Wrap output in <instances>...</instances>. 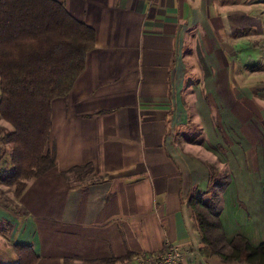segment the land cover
I'll use <instances>...</instances> for the list:
<instances>
[{
    "label": "crops",
    "instance_id": "1",
    "mask_svg": "<svg viewBox=\"0 0 264 264\" xmlns=\"http://www.w3.org/2000/svg\"><path fill=\"white\" fill-rule=\"evenodd\" d=\"M58 1L94 30V47L68 94L51 102L46 147L53 149L54 166L27 180L19 196H8V207L0 205V224L12 225L6 236L0 234L3 249L7 242L9 249L30 243L38 257L34 264H74L153 253L168 242L183 252L180 264H238L198 254L201 243L186 200L205 188L208 164L199 163L193 143L176 133L194 110L204 129L201 138L218 151L225 147L224 157L237 163L233 156L242 149L234 144L240 139L216 136L213 109L222 105L204 99L199 104L194 90L193 109L179 92L181 59L185 35L192 31L206 34L200 45L208 50L206 60L195 53L200 65L223 59L217 32L233 24V12L252 15L247 10L253 2L246 0V7L236 0ZM230 29L238 36L236 27ZM204 90L214 96L225 89ZM227 109L223 117L238 127ZM84 165H91L90 175L73 170ZM251 176L236 174L234 193L225 188L219 220L226 238L238 234L256 246L264 241V183L255 187ZM254 191L262 201L253 199Z\"/></svg>",
    "mask_w": 264,
    "mask_h": 264
},
{
    "label": "trees",
    "instance_id": "2",
    "mask_svg": "<svg viewBox=\"0 0 264 264\" xmlns=\"http://www.w3.org/2000/svg\"><path fill=\"white\" fill-rule=\"evenodd\" d=\"M94 41V30L71 16L61 1L0 0V119L10 125V129L0 127V143L8 147V169L0 167V184L12 187V196H19L27 180L54 166L53 149L46 147L51 102L68 94ZM192 130L183 133L185 141L208 147ZM212 166H207L205 188L186 200L201 243L199 254L225 263L264 264V241L253 246L238 234L225 237L219 215L222 193L230 179L226 171L217 173ZM73 170L90 175L91 165ZM95 180L100 179L92 181ZM2 199L11 204L9 197L2 194ZM5 202L0 201V205L7 207ZM14 208L17 214L23 213ZM12 250L13 264L37 261L30 243L13 244ZM133 256L134 253L126 252L119 257L83 262L124 264ZM68 260L63 259V263Z\"/></svg>",
    "mask_w": 264,
    "mask_h": 264
},
{
    "label": "rangeland",
    "instance_id": "3",
    "mask_svg": "<svg viewBox=\"0 0 264 264\" xmlns=\"http://www.w3.org/2000/svg\"><path fill=\"white\" fill-rule=\"evenodd\" d=\"M245 1L246 0H236L235 2H241V5L245 3L247 7ZM251 1L253 3L248 4L249 8L247 11H250V13L252 12V15H247L245 11L241 9L240 13L233 12L232 16L228 17L233 24L230 26L224 24L225 27L223 32H217L218 38L223 42L220 48L224 52L223 59L218 57L215 65L207 61L206 64L203 62L200 65L197 61L198 58L196 59L195 53L201 52L204 57L205 51L207 54V48L200 47L201 39H205L206 34L199 35L196 34L195 31H192L190 34L186 33L184 38L185 47L182 51L183 55L181 54V61L185 68V76H183L184 89L181 86L179 92H185L184 95L188 97V105L189 107L192 106L193 109H195V96H192L191 93H193L194 90H197L199 104H205L206 102L204 100H206L210 104L222 105L220 108L216 106L217 108L213 109V115H217L218 118V122L215 126V131L217 132L216 136H223V138L229 142L227 137L233 135L232 137L235 136V138H239L241 141L239 144H234V147L242 149V151L245 150V152L238 150L237 156H233L235 159L238 158L236 161L237 163L230 164V161L228 162L229 158L226 159V157H224V154L227 153H224L225 147L220 145L219 149H221L218 151L206 145L193 143V155L202 160L199 163L203 166L205 163L206 165H213L212 167H214L217 173L219 171H226L229 174L230 182L227 185L228 187H226L228 190L233 191V193L235 186L239 182L236 174L240 172L244 171L246 174L249 172L250 175H252L250 179L253 180L255 187L262 185L264 181V0ZM231 26H234V28L236 27L240 32L238 33L237 31L238 36L233 34V31L230 29ZM195 44H197V47H195ZM220 61L223 63L220 64ZM206 68L210 70L208 71ZM215 70L217 71L216 73ZM217 73L221 75V79L218 78L216 81ZM208 87L213 90H225L223 93H217L214 96L209 94V96L204 94L205 90L203 92V89ZM227 107H231L230 113L234 118V123L236 121L238 122V127L226 121V116L223 117L225 114L224 110H228ZM230 113L226 112V114ZM209 118L211 121L215 119V117ZM187 122L186 127L184 129L181 128L179 132L176 133L177 137L183 140V133H188V130L191 129L194 130L192 131L197 138H201L204 135V129L201 128L200 119L194 110ZM0 127L10 129V125L1 119ZM212 132V130H210V132L208 131V133L206 132L208 139L211 138L210 134ZM211 143H213V139H211ZM213 145L215 146V144ZM7 150V145L0 143V167L6 166V169H8V162L5 161ZM180 150L182 149L180 148ZM0 187L3 191L2 194L4 198L8 196L12 197V187L3 184H0ZM2 194L0 193V201L5 202L2 199ZM250 194L254 195V200L259 199L262 201V197L259 198L256 191L253 193L250 192ZM5 204L7 207L10 205L6 202ZM240 207L242 208V206ZM11 228L12 225L3 222L0 224V234L6 236V233L9 232ZM10 244H12V242L4 244L6 249H3V245L0 242V264H13V261H11V259L14 258L12 245L11 249L7 248L8 246L10 247ZM74 264L86 263L78 262Z\"/></svg>",
    "mask_w": 264,
    "mask_h": 264
},
{
    "label": "built area",
    "instance_id": "4",
    "mask_svg": "<svg viewBox=\"0 0 264 264\" xmlns=\"http://www.w3.org/2000/svg\"><path fill=\"white\" fill-rule=\"evenodd\" d=\"M183 260L181 249L177 245L165 242L159 251L134 255L125 264H180Z\"/></svg>",
    "mask_w": 264,
    "mask_h": 264
}]
</instances>
